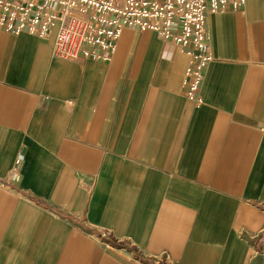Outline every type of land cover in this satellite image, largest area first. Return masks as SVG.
Returning a JSON list of instances; mask_svg holds the SVG:
<instances>
[{
	"label": "crops",
	"instance_id": "crops-1",
	"mask_svg": "<svg viewBox=\"0 0 264 264\" xmlns=\"http://www.w3.org/2000/svg\"><path fill=\"white\" fill-rule=\"evenodd\" d=\"M188 55L124 27L112 57L0 30V264H264V0Z\"/></svg>",
	"mask_w": 264,
	"mask_h": 264
},
{
	"label": "built area",
	"instance_id": "built-area-1",
	"mask_svg": "<svg viewBox=\"0 0 264 264\" xmlns=\"http://www.w3.org/2000/svg\"><path fill=\"white\" fill-rule=\"evenodd\" d=\"M245 0H0V30L46 38L57 26L53 56H78L107 61L114 54L121 30L152 31L188 55L185 96L199 104L203 71L212 61L206 15L243 10ZM0 187L17 181L18 159Z\"/></svg>",
	"mask_w": 264,
	"mask_h": 264
}]
</instances>
